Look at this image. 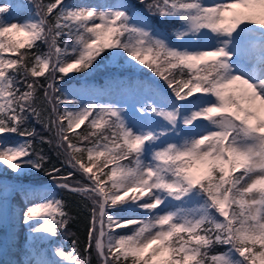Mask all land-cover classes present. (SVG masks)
Instances as JSON below:
<instances>
[{
    "label": "snow or ice",
    "instance_id": "obj_1",
    "mask_svg": "<svg viewBox=\"0 0 264 264\" xmlns=\"http://www.w3.org/2000/svg\"><path fill=\"white\" fill-rule=\"evenodd\" d=\"M106 88L126 98L101 102ZM5 166L23 264H264V0H0ZM57 189L84 209L70 249Z\"/></svg>",
    "mask_w": 264,
    "mask_h": 264
},
{
    "label": "rangeland",
    "instance_id": "obj_2",
    "mask_svg": "<svg viewBox=\"0 0 264 264\" xmlns=\"http://www.w3.org/2000/svg\"><path fill=\"white\" fill-rule=\"evenodd\" d=\"M69 3L78 4V5H95L100 6L104 4L114 3L115 0H68ZM13 18L23 19L24 16L22 13H13ZM111 60L109 59L108 65L111 66ZM121 68L125 70H129L130 72L126 73V80L129 78H133L138 72V68L128 69L127 65L121 66ZM142 78L143 76L140 75ZM145 78V77H144ZM143 78V79H144ZM147 79H151L150 76ZM102 98L108 99V102L119 100L122 98H126L125 94L121 90L115 91L114 88L108 89ZM131 104V101H129ZM14 142V138H13ZM6 168V166H5ZM7 173H11L10 169L6 168ZM28 172L24 175L26 176ZM14 175V174H13ZM15 176V175H14ZM4 181L5 186H0V202L4 205L3 217L0 218V228L6 227V231L4 233V238L0 241V250L3 245L5 247H9V251L7 253V257L4 260L6 264H23V261L26 259V256L23 255L22 247L25 244L26 246H30V237L29 230L27 226L23 225L20 222V214L18 211H15L16 204H19L22 200L21 191L18 187L19 183L2 179ZM15 188V190H14ZM122 232L128 231L127 229L121 230Z\"/></svg>",
    "mask_w": 264,
    "mask_h": 264
},
{
    "label": "trees",
    "instance_id": "obj_3",
    "mask_svg": "<svg viewBox=\"0 0 264 264\" xmlns=\"http://www.w3.org/2000/svg\"><path fill=\"white\" fill-rule=\"evenodd\" d=\"M12 1L16 2V0H12ZM136 2H137V0H132V3H136ZM157 20H158V18H153L154 22L157 21ZM167 31L171 32L172 31L171 27H167ZM107 61H105L103 64H101L99 66L98 73L93 74V77H89L90 80L94 78L98 85L100 83H106L107 82V77L104 75L105 68L109 67V65L107 64ZM123 72H124L123 79L126 80V76H127L126 73L127 72L126 71H123ZM140 72L145 74V75L151 74L147 69H144L143 72L142 71H140ZM143 78L140 76V74H136L133 77V79H136V80H141ZM144 79H147V78H144ZM160 83L163 84V81H160ZM107 90L108 89L106 88L105 91L102 94V97L104 96V94H105V92ZM114 90L117 91L119 89L114 88ZM101 102H108V99L101 98ZM86 124H87V122H86ZM85 126H82V128L79 131H83ZM13 138H14V142H18L21 139L19 137H13ZM36 147H37V149L43 147L45 152H50V150H49L47 145H40L39 143H37ZM51 155H53V157H55V153L54 152H51ZM53 162L55 163V160ZM57 166H60V165L57 164ZM30 175H31V173H27L26 174V176H30ZM41 176H43L42 173H41ZM0 179L17 180L11 174H7L6 173V168L5 167L0 168ZM45 179H47V178H45ZM56 191L58 192V198H62V199H64L67 202V204L69 206V209L71 210L72 215L75 218V223H73L72 227L69 229V232L67 234L61 235L59 237V240H58V243H62L63 246L66 249H70L71 248V241H72L73 238L78 239L81 243L84 242L85 237H84L83 224H82V217H83L84 209L82 207V202L78 198H76V197L64 192L63 190L57 189ZM136 215L140 216V215H143V213L141 211H138L136 213ZM3 230H4V227L0 228V235L3 232ZM28 247L29 246H26L25 244L23 245L22 251H21L23 253V255H25V250ZM224 250H225L224 248L218 247V248L213 249L212 253H210V254H215L217 252H222ZM90 259H91V264H98V258L95 255V253H93V255L90 257Z\"/></svg>",
    "mask_w": 264,
    "mask_h": 264
},
{
    "label": "bare ground",
    "instance_id": "obj_4",
    "mask_svg": "<svg viewBox=\"0 0 264 264\" xmlns=\"http://www.w3.org/2000/svg\"><path fill=\"white\" fill-rule=\"evenodd\" d=\"M20 193L22 195V198H21L22 201L19 204H16L17 206L15 207V211H18L19 214L21 215V210H22V208L24 207V204H25V198H24L23 192L21 191Z\"/></svg>",
    "mask_w": 264,
    "mask_h": 264
}]
</instances>
